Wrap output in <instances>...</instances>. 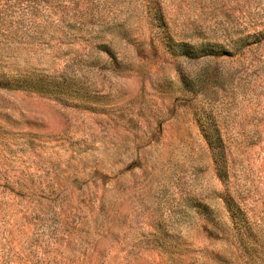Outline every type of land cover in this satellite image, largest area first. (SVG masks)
I'll return each mask as SVG.
<instances>
[{"label": "rangeland", "instance_id": "rangeland-1", "mask_svg": "<svg viewBox=\"0 0 264 264\" xmlns=\"http://www.w3.org/2000/svg\"><path fill=\"white\" fill-rule=\"evenodd\" d=\"M0 264H264V0H0Z\"/></svg>", "mask_w": 264, "mask_h": 264}]
</instances>
